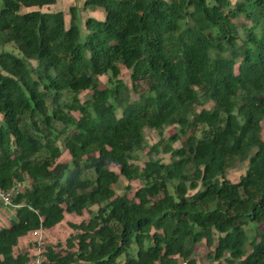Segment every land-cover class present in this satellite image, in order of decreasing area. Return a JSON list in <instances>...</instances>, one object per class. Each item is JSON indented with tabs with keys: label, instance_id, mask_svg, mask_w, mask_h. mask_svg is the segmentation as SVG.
Here are the masks:
<instances>
[{
	"label": "trees",
	"instance_id": "obj_1",
	"mask_svg": "<svg viewBox=\"0 0 264 264\" xmlns=\"http://www.w3.org/2000/svg\"><path fill=\"white\" fill-rule=\"evenodd\" d=\"M55 2L0 0V189L25 184L0 264H31L21 237L85 211L40 264H197L203 241L219 264H264V0H85L105 18L72 6L68 24ZM165 126L171 161L134 164Z\"/></svg>",
	"mask_w": 264,
	"mask_h": 264
},
{
	"label": "rangeland",
	"instance_id": "obj_2",
	"mask_svg": "<svg viewBox=\"0 0 264 264\" xmlns=\"http://www.w3.org/2000/svg\"><path fill=\"white\" fill-rule=\"evenodd\" d=\"M72 6L75 8L78 14V19L82 23L86 20L87 17L93 16L96 18L104 19L105 18V9L103 7H91L85 5V0H56V2L49 7H44V10L50 9V10H62L65 12V20L66 23H69V20L71 18V8ZM81 28L83 29V25L81 24ZM84 30V29H83ZM9 50L12 49L11 46H7ZM3 49L2 46H0V51ZM15 53H18L17 50L13 49ZM131 70L123 67L122 68V74L121 77L125 81V83L130 87L131 89V97L132 99L138 98V95L136 92L132 90V80H131ZM108 79V75L100 76V84L101 87L105 85L106 81ZM91 91H84L81 93L80 97L82 100L85 98H88L90 96ZM178 131L177 126H165L161 130L155 129V128H145L144 133L146 136V147L143 150L137 151L134 154V159L132 162L134 164L139 165L140 167L144 165V163L150 159L151 157L154 158H160L161 160L165 162L171 161V155L168 153H165L163 150L162 144L166 142H172L174 147L180 146V140L172 141L171 136ZM161 143L159 145V150H153L151 147L155 144ZM62 160L69 161L70 155L68 152H65L63 154ZM247 163L248 161H236L230 168L226 171V176L230 180L236 182L239 181L240 177L245 174L247 169ZM118 170V169H116ZM142 183L139 179L135 180H129L124 176H120L117 178V180L113 184V188L116 192V194H123L127 193L129 196H132L134 194V191L141 186ZM13 208H9L7 206H4L0 203V228L4 225H7L9 223V220L14 217ZM89 218V212L85 211L83 215H77V214H66L64 220L56 225L55 227L51 229H42L38 232L30 233L26 236L21 237L18 245L15 247V253L23 252L25 250H28L30 252V255L32 257V263L36 264L34 261L38 257H44V252L46 249V246L48 244L55 245L58 242H62V246L57 248L64 249L66 238L70 235V233H73V229L69 226V222H76L79 223L82 220ZM250 233H252V229H248ZM210 250H212V247L210 248L205 241L200 243L195 250L194 258L196 260L197 264H219L216 260H214L212 257L209 256Z\"/></svg>",
	"mask_w": 264,
	"mask_h": 264
},
{
	"label": "built area",
	"instance_id": "obj_3",
	"mask_svg": "<svg viewBox=\"0 0 264 264\" xmlns=\"http://www.w3.org/2000/svg\"><path fill=\"white\" fill-rule=\"evenodd\" d=\"M25 184L17 182L14 186L8 189H0V201L4 206H10L13 204L14 198L24 189ZM41 231V230H38ZM36 231V232H38ZM44 260V257H38L34 263L40 264Z\"/></svg>",
	"mask_w": 264,
	"mask_h": 264
}]
</instances>
